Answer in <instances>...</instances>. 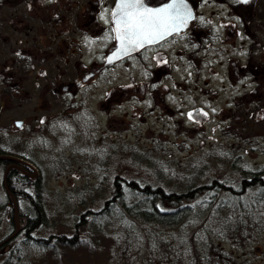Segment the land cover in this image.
<instances>
[{
  "label": "rangeland",
  "instance_id": "1",
  "mask_svg": "<svg viewBox=\"0 0 264 264\" xmlns=\"http://www.w3.org/2000/svg\"><path fill=\"white\" fill-rule=\"evenodd\" d=\"M234 2L198 1V17H203L198 22H204V28L207 23L208 28L215 30L234 21L228 16L232 13L229 6ZM72 34L81 41L86 37L80 31ZM185 39L186 36L180 37L174 42V58L177 60L173 62L172 71H169L167 62L155 66V56L152 57L153 61L148 62L152 65L149 68L143 67L141 60L131 58L113 67L108 81L96 80L98 85L79 91L60 90L58 94L50 89L44 92L43 89L40 92L32 90L31 93L24 90L25 93H22L23 86L20 87L21 92L14 94L5 89L6 85L0 84V141L10 147L22 148L31 155L38 174L32 175V169L30 176L40 177L42 197L50 213L48 223L34 231L36 236L56 232L71 236L84 208L98 205L94 203L97 198H91V192L82 194V191H78L79 187L100 183L105 193L98 199L100 202L106 201L117 175L136 176L139 172L140 166L130 168L124 158L134 156L132 149L136 145L158 152L162 159L171 162V167L181 179L203 180L210 174L209 169L202 167L205 160L200 159L213 145L234 144V150L242 153L249 163H264V106H233L239 90V87L236 89L235 64L232 60L236 56V38L209 40L208 43L196 41L193 48L207 46L205 53H197L206 57L200 70L196 69L193 61L192 69H188V61H183L181 57L188 53ZM1 47L7 53V46L1 44ZM56 48L48 46L46 49L50 57L36 63L39 68L42 65L48 67V87L55 81L56 71H59V76L60 72L63 73L59 81L68 83L85 66L91 69V56L99 55L104 45L93 42L90 47L87 44L83 47L84 53L75 47L76 53L71 62L59 58L54 52ZM162 49L164 53L159 54L168 55V47ZM80 58L83 60L76 62ZM9 59L0 56V80L5 76L2 74L4 69L8 72L19 70L18 62H14L17 64L15 69H7L8 64L12 65ZM159 69L166 71L163 77L161 72L158 74ZM189 71L192 72L190 78L186 74ZM151 73L156 77L152 82ZM34 75H30L32 82ZM24 77L26 74L19 72L15 81L22 80L23 83ZM141 77L150 82V90L154 89V83L158 89L154 92L146 90L144 97H141ZM107 87L112 89L113 96L119 97L111 102L105 100V105L101 102ZM73 102V106H68ZM100 106H112V109ZM193 109H197L193 112L195 119L187 115ZM199 109H203V112ZM58 111L59 119L52 123ZM35 113L39 114L37 120L33 119ZM16 119H23L22 127L16 124ZM28 123L32 131L25 128L24 125ZM126 141L136 145L131 143L127 146L124 144ZM212 169L220 173L227 170L221 165L216 166L217 170ZM5 170L0 163V240L10 230L2 209L8 199L3 182ZM76 188L77 193L72 194ZM80 201L82 204L77 206ZM8 202L11 204L12 201ZM92 234L93 231L88 229L76 240L79 238L82 241ZM94 235L89 245L81 243L73 247L58 243L55 250L49 244L38 243L37 240L26 241L21 237L0 250V264H143L137 252L131 253L127 261L114 238L110 237L111 241L108 242L105 233ZM225 246L236 256L253 264H264V236L247 248L230 243H225ZM10 253V259L6 262Z\"/></svg>",
  "mask_w": 264,
  "mask_h": 264
},
{
  "label": "trees",
  "instance_id": "2",
  "mask_svg": "<svg viewBox=\"0 0 264 264\" xmlns=\"http://www.w3.org/2000/svg\"><path fill=\"white\" fill-rule=\"evenodd\" d=\"M234 148L233 144L208 149L200 160H205L202 167L209 169L210 174L203 180H195L181 179L171 162L162 159L158 152L136 145L132 149L134 156L124 158L130 168L140 166L139 172L136 176L117 175L106 201L98 199L105 193L100 183L72 190V194L77 190L82 194L91 192L98 205L84 208L71 236L65 232L34 234L37 227L40 229L50 219L42 197V182L40 177L30 176L33 169L30 165L12 166L8 181L18 211L16 214L12 196L7 193L2 209L10 230L0 241L16 231L18 222L20 230L1 244L0 250L21 237L49 244L55 250L58 243L73 247L81 243L89 245L94 234L105 233L106 241L114 238L127 261L131 253L137 252L143 264H253L233 254L225 243L247 248L264 236V163L251 164ZM0 153L33 162L22 148L1 141ZM0 163L7 167L13 160L0 159ZM217 165L227 170L216 172L212 168ZM88 229L93 231L89 238L76 240Z\"/></svg>",
  "mask_w": 264,
  "mask_h": 264
},
{
  "label": "flooded vegetation",
  "instance_id": "3",
  "mask_svg": "<svg viewBox=\"0 0 264 264\" xmlns=\"http://www.w3.org/2000/svg\"><path fill=\"white\" fill-rule=\"evenodd\" d=\"M198 1L200 0H189L195 10L197 19L190 23L182 35H173L166 43H162L159 46L153 45L149 47L148 51L139 50L137 53H133L131 57L106 62V60H102V57L107 56L110 50H113L115 42L103 39L105 36L103 29L106 26L98 18L99 0H0V56H6L7 60L10 58L9 62L12 65L8 64L7 69H15L17 64L14 62H18L17 67L19 69L11 72L4 69L2 74H5V76L0 80V84L6 85L4 86L5 89L14 94L20 91V87L23 86L25 87L21 89L22 93H25L24 90L31 93L32 90L40 92L43 89L44 92L50 89L58 94L60 90L79 91L82 88L98 85L99 83L96 80L108 81L112 68L131 58L141 60L142 66L149 68L152 65L148 64V62L154 60L152 57H155L156 53H164L162 48L165 46L168 47V55L163 57H165L169 65V71H172L173 62L177 60L174 58V42L177 38L185 36L188 53L180 55L183 61H188V69H192L193 61L196 69L200 70L201 64L205 62L206 57L197 53H205L207 46L193 48V44L196 41L208 43L209 40H227L230 37H234L237 40L235 44L236 56L232 60L233 64H235V76L238 85H236V89L239 87V90L234 98L233 106H264V0H247V2L235 0L229 6L232 13L228 15L234 21L220 26V30L208 28L207 23L204 28V22H198ZM105 2L111 4L113 0H105ZM5 4H8V7H5ZM29 4L32 7H29ZM99 7H103V5H99ZM76 31L82 32L85 36L99 37L94 43H103L104 49L99 55L91 56V69H87L85 66L78 75L72 76L68 83H61L59 77L63 73L60 72L59 76V71H56L54 73L55 81L48 87V67L42 65L39 68L36 63L38 60L42 63V61H46L50 57L46 49L48 46H56L57 48L54 52L59 58L65 59L66 62L73 60L72 58L76 53L75 47H78L84 53L83 47L87 44L83 42L84 39L81 41L73 36L72 32ZM1 44L7 46V53L1 47ZM17 52H22L24 55H17ZM143 57H147V60L143 59ZM80 60H83V58L76 60V62ZM154 62H156L155 66L157 67L161 64L157 59ZM19 72L26 74V77L23 78V83H21L22 80L19 82L15 81V76ZM160 72L163 77L166 71L159 69L158 74ZM33 73L35 75L32 82L30 75H33ZM186 74L190 78L192 72L189 71ZM196 76H199V73H196ZM141 78L142 81L139 84L141 97H144L146 90L154 92L155 89H158V87L154 86L155 83L153 84L154 89H149L148 84L152 80H156L153 73L150 75V82L143 77ZM111 91V88L110 90L108 87L106 88V94L101 104L105 103V100L106 102H111L114 98L119 97L113 96L114 93ZM73 105L74 102L68 106ZM100 107H104L107 110L112 109V106ZM56 116V118L52 119V123L59 119V111ZM33 117L34 120H37L39 114L35 113ZM24 126H26L27 130H31L30 123ZM48 127H51V125ZM39 133H42V131Z\"/></svg>",
  "mask_w": 264,
  "mask_h": 264
},
{
  "label": "snow or ice",
  "instance_id": "4",
  "mask_svg": "<svg viewBox=\"0 0 264 264\" xmlns=\"http://www.w3.org/2000/svg\"><path fill=\"white\" fill-rule=\"evenodd\" d=\"M28 6L32 7L31 4ZM98 8V18L106 26L103 29L105 31L103 39L115 42L114 50H110L109 55L102 57L109 62L131 57L139 50L148 51L153 45L166 43L173 35H182L190 23L197 19L189 0H113L111 4L99 0ZM198 19L203 20V17ZM98 39L99 37L86 36L83 42L91 47ZM17 55L24 54L17 52ZM155 58L161 64L167 62L159 53ZM143 59L147 60V57ZM195 111L197 109L189 111L187 115L195 119L193 117ZM199 111L203 112V109ZM17 123L23 124L22 121Z\"/></svg>",
  "mask_w": 264,
  "mask_h": 264
},
{
  "label": "water",
  "instance_id": "5",
  "mask_svg": "<svg viewBox=\"0 0 264 264\" xmlns=\"http://www.w3.org/2000/svg\"><path fill=\"white\" fill-rule=\"evenodd\" d=\"M194 12H195V10H194ZM109 54H110V52L107 55H109ZM106 62H109V61L106 60ZM17 121H22L23 122V120L17 119L15 121L17 125H20L19 123H17ZM0 159H11V160H13V164H9L6 167V170H5V173H4V177H3V182H4V185H5V188H6L7 192L12 196V199H13V202H14V208H15V211H16V214H17L18 208H17L16 196H15L14 192L12 191V189L10 187V184H9V181H8L9 168L12 165L21 166L20 163H24V164L30 165L32 167H35V166H34V164L29 159H26V158L21 157V156H15V155H12V154H9V153H0ZM31 174L34 175V176H36L38 174V170L35 168L34 172L31 173ZM19 230H20V226H18V228L16 229V231L11 236H9L8 238H5L3 241H1L0 242V245L3 244L5 241L9 240L13 235H16L19 232Z\"/></svg>",
  "mask_w": 264,
  "mask_h": 264
}]
</instances>
